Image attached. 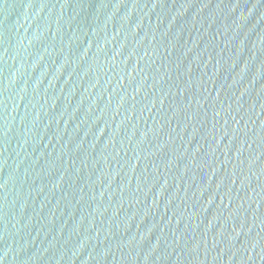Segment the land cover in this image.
Instances as JSON below:
<instances>
[{
    "label": "water",
    "instance_id": "water-1",
    "mask_svg": "<svg viewBox=\"0 0 264 264\" xmlns=\"http://www.w3.org/2000/svg\"><path fill=\"white\" fill-rule=\"evenodd\" d=\"M0 264H264V0H0Z\"/></svg>",
    "mask_w": 264,
    "mask_h": 264
}]
</instances>
